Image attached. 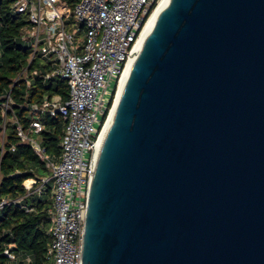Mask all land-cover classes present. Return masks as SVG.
Segmentation results:
<instances>
[{"label":"water","instance_id":"95a60500","mask_svg":"<svg viewBox=\"0 0 264 264\" xmlns=\"http://www.w3.org/2000/svg\"><path fill=\"white\" fill-rule=\"evenodd\" d=\"M81 264H264V0H170L98 151Z\"/></svg>","mask_w":264,"mask_h":264},{"label":"built area","instance_id":"2783aa9c","mask_svg":"<svg viewBox=\"0 0 264 264\" xmlns=\"http://www.w3.org/2000/svg\"><path fill=\"white\" fill-rule=\"evenodd\" d=\"M60 1L15 0L13 5L14 12L27 15L30 21L24 39L33 49L32 58L41 55L53 59L56 67L46 77L61 78L69 91L66 102L55 97L34 108L66 121L60 157L46 155L34 138L43 129L40 121L32 122L30 135L20 126L18 134L49 170L46 177L25 182L27 196H41L52 183L47 257L53 264H81L84 223L98 151L142 48V34L161 0H77L71 25L67 24ZM8 107L6 104L5 109ZM16 202L21 200L0 197V211ZM4 254L15 260L9 250Z\"/></svg>","mask_w":264,"mask_h":264},{"label":"trees","instance_id":"16d2710c","mask_svg":"<svg viewBox=\"0 0 264 264\" xmlns=\"http://www.w3.org/2000/svg\"><path fill=\"white\" fill-rule=\"evenodd\" d=\"M14 3L15 0H0V197L21 202L0 211V264H53L47 257L51 243V183L41 196H27L25 187L27 180L46 177L49 170L31 145L21 140L18 127L30 135L32 122L40 121L43 129L34 138L46 155L58 159L66 121L34 108L55 97L66 102L69 91L61 78L46 77L56 67L53 59L41 55L32 58L33 49L24 39L30 21L27 15L14 12ZM76 3L77 0L60 1L68 25L74 22ZM5 250L15 260H10Z\"/></svg>","mask_w":264,"mask_h":264},{"label":"bare ground","instance_id":"6f19581e","mask_svg":"<svg viewBox=\"0 0 264 264\" xmlns=\"http://www.w3.org/2000/svg\"><path fill=\"white\" fill-rule=\"evenodd\" d=\"M169 2H170V0H161V1L159 2L157 8H156L155 11L153 12V14H152V16H151V18H150V20H149V22H148V24H147L145 30H144V32H143V34H142L141 41H140L142 45H143L145 39L147 38V36H148V35L150 34V32L152 31V29H153V27H154V25H155V22H156V20H157V18H158V16H159V14L162 12V10H163L164 8H166V6L168 5ZM121 94H122V92H121ZM121 94H120V96H121ZM114 113H115V110H114ZM112 120H113V117H112V119H111V121H110V123H109V126H110ZM109 126H108V127H109Z\"/></svg>","mask_w":264,"mask_h":264},{"label":"rangeland","instance_id":"374dc122","mask_svg":"<svg viewBox=\"0 0 264 264\" xmlns=\"http://www.w3.org/2000/svg\"><path fill=\"white\" fill-rule=\"evenodd\" d=\"M26 44H27L28 46L30 45V43H28V42H27ZM50 185L52 186V183H51Z\"/></svg>","mask_w":264,"mask_h":264}]
</instances>
